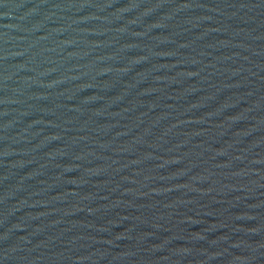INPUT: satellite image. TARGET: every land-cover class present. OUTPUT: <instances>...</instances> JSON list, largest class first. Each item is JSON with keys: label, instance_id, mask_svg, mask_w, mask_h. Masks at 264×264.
I'll return each instance as SVG.
<instances>
[{"label": "water", "instance_id": "obj_1", "mask_svg": "<svg viewBox=\"0 0 264 264\" xmlns=\"http://www.w3.org/2000/svg\"><path fill=\"white\" fill-rule=\"evenodd\" d=\"M0 264H264V0H0Z\"/></svg>", "mask_w": 264, "mask_h": 264}]
</instances>
